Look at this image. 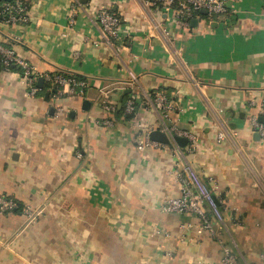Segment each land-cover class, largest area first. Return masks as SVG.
<instances>
[{
    "label": "crops",
    "instance_id": "0c3cea01",
    "mask_svg": "<svg viewBox=\"0 0 264 264\" xmlns=\"http://www.w3.org/2000/svg\"><path fill=\"white\" fill-rule=\"evenodd\" d=\"M101 8L120 18L122 45L99 30ZM228 9L178 30L144 0H31L27 25L0 26V44L39 75L59 67L86 77L83 95L62 87L45 101L28 95L18 70L0 67V196L39 213L31 222L0 214V264H221L223 246L237 264H259L264 142L250 122L264 110V0ZM129 82L135 114L98 124L102 93L119 110ZM162 90L170 121L152 106ZM170 126L193 143L138 151V140ZM183 165L215 188L223 221L214 235L192 213L161 210L180 195Z\"/></svg>",
    "mask_w": 264,
    "mask_h": 264
},
{
    "label": "built area",
    "instance_id": "2783aa9c",
    "mask_svg": "<svg viewBox=\"0 0 264 264\" xmlns=\"http://www.w3.org/2000/svg\"><path fill=\"white\" fill-rule=\"evenodd\" d=\"M30 1L10 0L7 2L0 0V26L27 25L31 19L29 11ZM231 1L237 0H144V3L149 8L164 15L166 26L172 25L175 29L186 30L190 28L191 20L200 18V12L203 10L207 12L206 16L209 17L219 18L228 14V3ZM96 24L108 45L113 46L116 43H118L117 45H122L124 43L120 18L110 10L101 8L96 15ZM163 35L170 43L174 42L171 29L163 27ZM11 66L18 67L22 71L21 77L30 97H35L40 90L36 86L38 78H43L44 81L53 83L61 88L68 87L72 94L83 95V91L86 88L85 81L62 77L61 75H56L53 78L48 75H39L31 65L18 57L11 47L0 44V67L4 71H9ZM134 87V83L129 82L125 83V87H122L121 90L133 89ZM56 96H59V94H51V97ZM108 99L107 93H102L99 106L105 112L106 117L98 122V124L107 128L112 126V116L116 112V107ZM134 104V96L129 94L124 109L126 115L135 114ZM152 106L159 113L162 120L170 121L173 106L162 92L154 94ZM260 117L262 122H259ZM250 123L253 130L264 142V110H262L260 115H254ZM163 132L167 133L170 138L178 136L187 139L190 143L194 141L192 134L188 131L179 132L175 126L165 128ZM149 133L141 140H138V151L161 146V144L152 142L149 139ZM78 157H81V154L78 153ZM175 175L180 185V195L168 199L161 207L162 212L168 214L192 213L200 220L199 230L214 235V225L223 221V213L214 194L215 188L208 186L197 172L188 165H183L180 171L175 172ZM18 207L20 206L13 199L0 196V214L16 211ZM20 212L29 222L35 221L39 215L38 211L24 205L20 207ZM220 263L237 264V256L229 247L223 246ZM259 264H264V254L260 256Z\"/></svg>",
    "mask_w": 264,
    "mask_h": 264
},
{
    "label": "trees",
    "instance_id": "16d2710c",
    "mask_svg": "<svg viewBox=\"0 0 264 264\" xmlns=\"http://www.w3.org/2000/svg\"><path fill=\"white\" fill-rule=\"evenodd\" d=\"M200 18L202 20L204 19L205 21H208V22L209 21H214L215 19H217L216 17H209V16H203V15H200ZM10 70H18L20 72V74H22V71L18 67L11 66L10 67ZM45 75H48L51 78H53L56 75H61L62 77L73 78V79L78 80V81H85L86 80V77L83 76V75L74 73L72 71H67V70L61 69L59 67H54L53 71L48 72ZM60 89H61V87L56 86L53 83H50V82H47V81H44L43 80V86L38 91V94H52V91L53 90L55 91L54 93H57ZM159 92H162L166 96V98L170 101V97H168V95L165 94V93H168V90L167 91L166 90H164V91L162 90V91H159ZM154 94H155V92L151 94V97L152 98H153ZM127 98H128V95H122V99H124L125 101L122 103L121 108L119 110H116V112L114 113L115 115H117V117H115V115H113L112 116V120H113V118L115 119V121H119L120 120L118 116L120 114H122V112L124 111V109H125V103H126ZM127 118H131V117L127 115ZM78 142L79 143H78V146H77V150L84 157L85 153H84L83 148L81 146V140H78ZM16 211H20V207H18V209H16Z\"/></svg>",
    "mask_w": 264,
    "mask_h": 264
},
{
    "label": "water",
    "instance_id": "95a60500",
    "mask_svg": "<svg viewBox=\"0 0 264 264\" xmlns=\"http://www.w3.org/2000/svg\"><path fill=\"white\" fill-rule=\"evenodd\" d=\"M7 2H9L10 0H5ZM201 15L203 16H206L207 15V12L206 11H201L200 12ZM198 23H199V19H193L190 21V27L191 28H195L198 26ZM36 86L38 88H42L43 86V78H38L37 80V83H36ZM55 91L53 90L52 93H54ZM125 95L129 94L130 93V90H124L123 92ZM48 98H49V94H46L44 96V100L45 101H48ZM89 107L88 103L87 102H84L83 105H82V108L83 110H87ZM51 114L53 113V110H51L50 112ZM69 117H73V113H70ZM259 122H262V118H259ZM149 139L152 141V142H155V143H158V144H163V145H167L169 144L170 142H173L175 143L177 146H179L180 148H184L187 143H188V140L183 138V137H178V136H173L172 138H170L167 133L163 132V131H160V130H154L152 132L149 133ZM258 138L259 135L256 133L255 134V138Z\"/></svg>",
    "mask_w": 264,
    "mask_h": 264
}]
</instances>
